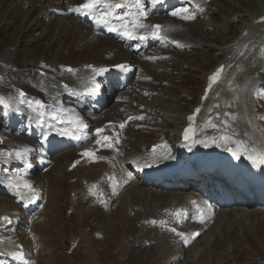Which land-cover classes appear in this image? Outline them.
Masks as SVG:
<instances>
[{"label": "bare ground", "instance_id": "obj_1", "mask_svg": "<svg viewBox=\"0 0 264 264\" xmlns=\"http://www.w3.org/2000/svg\"><path fill=\"white\" fill-rule=\"evenodd\" d=\"M44 1L46 3H43ZM82 1L83 0H36V5H40V7L42 6V9L36 10L38 11V15L42 17H46L48 14L51 15L50 23L43 31L49 30V26L54 25L58 28H61L64 34L70 32L71 29H73L75 32L74 34H76L79 38L78 44H80L84 41V39H86L87 48L89 50L95 48L93 49L95 53L98 55H102V57L105 56L106 59L89 57L87 58V60H82L80 63L76 64L75 62L72 63L70 61H62L58 58H49L45 55H39L29 58L25 55L27 49H24V47H22L24 42L23 40L25 38V31L27 28L25 27L24 22H22L21 24V30L14 31L13 36L11 38L13 42H9L6 44L1 43L2 45H0V96L5 97L8 101V104L11 105L10 108L7 109V114H12V112H14L17 107L26 112L25 117H18L12 114L16 119L15 125H18L22 128H19L21 129L20 131H16V135H18V137L22 135L20 136V138H23V141L26 140V143H20L22 147L17 148L16 150H22L24 148H28L29 150L34 149L37 152L38 160L43 155L49 158V162L46 166L44 165L36 167V164L34 163V168L32 170H27L24 168L27 162H33L32 158L30 157H28L23 162L12 166L14 167L15 174L17 173V171L24 174V179L29 180L32 183V186L39 184L42 185V187H38L39 191L41 190V199L37 205L31 207V209H26L23 214L16 210H12V213H9V209L18 208L15 203L13 204V198L15 193L9 188L10 191H8L9 193L7 197L10 199V201L8 199L6 205L1 206L3 207V210L0 212L4 211L3 213L8 212V214L12 215L14 225L4 231L6 239L2 238L4 236L0 237V248H5L7 243L9 245V234L16 236V233L19 231L18 228L24 222L25 215L41 207V202H43L44 200L45 192L43 191V186H45L46 184L48 186V182H50L51 179H53L54 183H56V177L62 176L64 174V169L61 168L63 170L61 171V169L58 170V168L64 165V168L68 169L69 165L77 161L78 165L80 163V161L78 160L79 155L84 154L86 151L93 153L96 148L103 149L97 156V159L102 160L103 163L100 167V172L97 174L98 178L94 182V184L96 185V189L93 190L94 192L100 190L101 186L99 185V182L103 179H107V175L109 174L106 173L111 171L110 175H113V173H115L118 168V172L121 173V179L123 181V187H121V190H123L126 186L123 193L126 194V209L128 217H130L128 213V205H131L134 202L138 204L140 208H146L147 211H149L153 215L157 206L165 207L167 206L166 204L171 205L172 209L177 212L176 203L188 204V200L184 196L195 195L197 196L199 203L205 205H213L218 210V217H215L214 219L213 217H210L209 220L205 223V228H209V226L213 224V226H211L208 230V233L210 230H212V232L208 234V236L214 241V236L215 233H217V230L215 229L213 231V228L221 222H224L225 226L230 225L229 227H233L234 217L237 216L238 213H240L243 217H246L248 220H250L252 216H263V199L254 198L252 195H250L251 190L250 188H248V185L244 183L240 184V187L244 188L243 195L242 193H237L235 191H233V193H223L222 190H224L225 185L231 186L233 182H216L214 184L203 181L185 182L183 183V186H189L190 188L183 190L181 187V183L178 182L176 178H172L164 182H150V184L147 183L145 179H141L142 175L137 170L138 167L136 166L135 171L133 172V169L129 167V163L135 162L137 165H140L141 163L153 160L159 161V164H162L164 162H171L172 160H174L173 144L170 143L167 134L164 133L165 137L159 136L158 139L155 140H144L140 136H137V138L134 137L135 142L131 143V145L128 146L127 144H125V140L122 136L124 129L127 126L126 121H123L118 118L114 127L110 129L101 127L105 121L111 120L112 117L117 116L116 113L113 112V108H110L113 109L112 111L110 109L106 110V105H104L103 108L100 107V110H94V104L87 103L88 112L93 116V119H91L90 117L88 118L87 122L89 123V128L83 131V134L86 136V138H84V140H82L79 144H75L72 141L65 140L58 141L53 146H49L47 143L32 144V139L34 138V136L38 137L37 140H43L44 137L49 134V131L46 128L37 129L35 131H32L30 129V126L34 123V120H29V116L32 115L34 117L35 113L32 111V108L29 107V104L23 105L22 103H19L20 100H23V97L19 96L20 89L26 90V87H31L32 90L29 91V94H33L34 89H40L44 91L45 96H43V101L41 102H46L45 107L42 109L48 117L46 119V124L48 125V127L55 130L62 129L68 126L64 123L51 120L50 114L53 111H60L61 109H63L64 111L61 113L62 120L74 118L76 115H78L82 120H84L86 117L85 104L87 98L82 91L84 90V87L87 86V84H90L92 82V73L91 69L88 67V63H94L97 65L117 64L123 61H132L133 63H138L140 59H144L143 54L146 52L148 46H167L168 44L170 46H175V48L178 47L181 49H185L187 44L193 45L204 43L202 40L196 39L195 36H193V34L191 33L189 25V22L191 20H184L179 16H173L171 13L180 8H187L188 3H191L192 1H200V3L203 2V4L205 3V1L173 0L170 4L175 5L171 6L170 9L166 10L167 7L161 8L159 6L154 5L153 0H147V2L146 0H144L145 10L148 12L144 23H146L147 25H152L154 22L161 23L163 28L161 37H167V39L154 37L151 42L145 43L142 46H136L134 43V45H126L124 44V41H122L121 38H116L115 36L109 34L106 30L99 28L94 24L88 23L85 20L84 14L75 11H68L69 7L75 8ZM241 1L243 4L240 7H247L245 5L248 0ZM257 2L258 6L253 9L254 11H249L247 14H245V16L249 17V27L248 32L246 31V35H243V37L241 35L237 36V38H235L231 43L232 46L227 49L225 48V52L227 51L226 54L229 55V59L226 61L227 67L225 68L222 80L226 78L227 81L224 82L222 85L215 86L205 101L200 102V96L203 93V89L201 90L200 95L198 97V104L204 107L200 116L198 141H200L206 151L218 149L221 144L235 145L237 138L243 139L245 141L244 146H248L249 150H252V148L255 147L257 150L264 151V119L261 118L264 117V103L262 104V106H260V102L255 99L256 94L259 91L264 90L262 88V83L264 82V47L257 49V47L255 46L254 48H251V45L253 46L254 44H258L264 39V22H254L255 19L264 15V0H257ZM10 9L5 10L3 12V15L0 20V32L7 24V21H4V16L7 11H10ZM101 10L103 9H97L98 12ZM245 10L247 12V9ZM125 11H127V9L117 11L116 13L117 15H121ZM189 13L194 14L190 11ZM194 15L196 18L197 15ZM38 18L36 19L37 22H41L40 20H38ZM201 19L195 21L194 24L196 22L199 23ZM227 21L228 19H226L225 24L227 23ZM112 22L115 25L120 24V22L115 19ZM25 23L27 24V21ZM228 24L230 26V23ZM229 26H225V28L227 29V27ZM58 28L56 30L57 32ZM82 28L84 30L86 29L85 35H82L80 33ZM77 29L78 31H76ZM138 31L146 32L150 31V29H140ZM79 33L80 35H78ZM47 34L48 33H43L41 37ZM55 35L58 34L55 33ZM255 55L257 57L259 66L255 69V71H253L254 76L250 73L253 76L252 85H249V87L243 91L242 96H239V90H237L238 88H235V85H239V83H241V80H239L240 74L239 72L232 73L229 67L231 65H240V62L242 65L240 66V68L244 65L248 66V64L251 63V60L255 59ZM20 61L24 62V67L19 64ZM43 61L45 62L44 67L46 68L47 66H51L53 71H55V76L57 77H53L54 72L52 71H50L51 73L49 72L47 75L44 76H41L37 72L36 69L38 68V65ZM65 64L72 65L74 68L76 66L77 70L71 72L67 70H62L61 66ZM219 64H217L216 66H218ZM212 70L206 73L204 77L205 82L206 76L210 74ZM231 78L233 79L232 84L230 83ZM62 80L69 85L67 89L63 85H61L60 82ZM130 80L131 78L124 79V77L122 76L114 75L112 79L104 81V89L106 92H108V95L113 96V94L111 93L112 90L115 93L117 92L115 96L109 98L108 102L112 101L114 97L115 99H118L121 92L131 86V84H129ZM70 89L74 90L73 93L68 92V90ZM37 95L38 93L36 90L35 96L37 97ZM214 95L217 97H215ZM57 96H59V98H57ZM179 99L180 98L176 97L171 102V104L179 103ZM238 100L240 101L238 102ZM171 104L170 107H167L165 110H163V114L168 119H170L171 123H174L176 125V129L181 128L182 124L180 123L189 112L184 113L180 111V104H176L174 107H172ZM259 109L260 111H258ZM102 116H106V118L102 121H99ZM121 124H124L123 128L120 127ZM212 125H216V127H213ZM128 127L129 125L126 129H128ZM97 129L108 130L103 134H98L96 131ZM175 131L176 130H173L174 133ZM136 134L139 135L138 133ZM224 135L231 136L232 139L228 141L220 139V137ZM103 136L111 137L114 146L117 145L118 147H120L121 152H117L115 151V149L103 146L105 143H107L106 141L101 140V144H97L96 141L98 139H101V137ZM118 136L121 138V140L117 139ZM213 140L216 141V145H214L215 143H213ZM161 141L164 142V146L161 145L157 151L149 153L146 158L142 159V155L140 152H142L141 150L144 149L146 145H149L150 147L151 143ZM10 150L11 149H8L5 152H9ZM58 155H60V157H58ZM85 156L86 159H89L90 157L88 155ZM122 156H124V158H122ZM3 158L4 161L7 160L6 156H3ZM12 159H15L14 156L11 157L9 160ZM55 159L57 160L54 163V166L49 169L53 176L51 175L49 177V174L46 175V173L44 174V172L42 171L47 167H51L53 165L52 160L54 162ZM2 164H4V162ZM12 175L13 174H11V176ZM45 176H47V179L45 178ZM0 186H8L6 178H4L0 182ZM218 186L223 187V189L216 188ZM212 188H214V190H211ZM203 189L205 190L202 191ZM214 191L216 193L212 194V192ZM3 192L4 191L0 189V194H2ZM5 195L3 196L6 197ZM24 200L25 202L29 201V199ZM3 213H0V215ZM179 221L182 222L181 219H179ZM222 225L220 226V228H222ZM140 227L142 229L143 236H156L155 228L145 229L141 225ZM240 228L241 226H239V229ZM16 229L18 231H16ZM218 233L220 234L221 232ZM201 237L202 236H200L196 242H198ZM196 242L192 246H194ZM27 244L30 245V243ZM160 247V252L165 250H171V248L164 241L160 242ZM184 247L185 245L183 242H177V246L174 247L176 250L175 253L181 252ZM27 253L29 256H34L33 250L31 248H29ZM160 263L169 264V260L165 261V259H163Z\"/></svg>", "mask_w": 264, "mask_h": 264}, {"label": "rangeland", "instance_id": "obj_2", "mask_svg": "<svg viewBox=\"0 0 264 264\" xmlns=\"http://www.w3.org/2000/svg\"><path fill=\"white\" fill-rule=\"evenodd\" d=\"M201 1H205V3L189 4L188 10L197 14L195 19L189 20V25L193 36L204 43L187 44L185 49L170 45L153 47L152 50L144 54L143 65L138 67L136 76L128 90L121 92L119 98L114 99L110 104L109 108L116 107L115 110L119 115L133 123L129 125L125 136V143L128 146L135 142L137 136L144 140H155L157 136L165 133L171 143L176 146L174 156H188V152L177 145V139L172 133L176 129V125L162 120V112L170 107L176 97L180 98L179 103L171 105L174 107L176 104H180L179 109L182 112L188 111L190 106L197 102L206 73L223 62L221 60L224 59V54L227 52H225V48H230L233 40L242 31L248 32L249 17L245 14L254 11L253 9L258 6L257 0H248L246 5L244 3L247 7L243 8L240 7L243 4L241 0ZM8 9L11 12L7 11L4 16V21H7V24L0 32V45L13 42L11 38L14 31L21 30V24L24 22L27 28L22 47L27 49L25 55L29 58L45 55L49 58H58L76 64L89 57L106 59L105 56L96 54L93 50L95 48L89 50L86 46V39L78 44L79 38L74 34L73 29L70 32L67 30L68 33L64 34L61 28L54 25L49 26V30L43 31L50 23L51 15L48 14V17L39 16L36 10L42 9V6L36 5V0H0V20L3 12ZM36 17H39L38 20L41 22H37ZM199 19L201 21L194 24ZM226 19L228 21L225 24ZM224 25L229 27L226 29ZM43 33L48 34L41 37ZM80 33L85 35L86 29L82 28ZM240 35L243 37L244 34ZM258 44L251 45V48L255 46L257 49L263 48L264 39ZM256 55L248 66L244 65L240 68L242 66L240 62V65L229 67L232 73L239 72L240 74L241 83L235 85V88L239 90V96H242L243 91L252 85L253 71L259 66ZM150 57L153 59H149ZM19 64L24 67L23 61H20ZM51 71L54 72L53 77H57L55 71ZM230 83H233L232 78ZM26 88L29 89L28 91L32 90L29 86ZM182 88L188 89L189 97H186L185 93L180 94ZM262 88L264 89V87ZM36 90L37 97L43 101L44 91L34 89L35 93ZM263 93L264 90L259 91L255 97L260 102V106L264 103ZM33 94L28 95L31 100L27 97L24 98V105L29 104L32 107H37L34 102L39 99ZM32 97L37 99H32ZM5 113L7 114V110ZM5 113L0 106V124L2 125L0 150L3 152L11 149L9 146L11 147L13 144L15 146V143L18 145L17 148L22 147L20 143H26V140L23 141V138H20L22 135L19 137L16 135V131H20L22 128L15 125L14 115L7 114L13 116L9 119ZM28 153L32 156L35 155L36 159L35 151L31 150ZM2 160L3 156H0V161ZM56 160L54 162L52 160L53 165L42 172L46 175L49 174L50 177L52 174L49 169L54 166ZM78 160L80 163L74 168H70V165L68 169L64 168V165L60 166L58 170L64 169V174L56 177V183L51 179L48 186L47 184L43 186L45 192L42 213H36L42 216L38 221L41 224L33 231L31 219H29L22 224L18 231L22 239L30 243L28 247L33 250L37 258L36 264H161V260L165 259L166 261L171 255L170 250L161 251L160 254V248L156 247V244L149 243L148 238L143 237L141 229L136 227L135 222L133 223V218L127 216L125 193H121L122 196L120 194V197H116L112 202V210L106 209L103 200L107 194L105 191L108 189L107 179L102 180L105 183L100 181L101 191L90 193L92 185L98 178L97 174L100 172L102 161H93L90 164V162H86L89 160L86 159V156L85 160L82 159V155L78 156ZM62 169L61 171H63ZM45 178L47 179V176ZM72 187L81 194H78L75 203L68 205ZM216 188L223 189L220 186ZM93 189H96L95 184ZM51 192L55 193L52 195ZM3 195L0 194V211L3 210L1 206H5L9 199L8 195H5L6 197ZM14 200L13 204H16V199L14 198ZM19 205L21 204L19 203ZM19 205L17 206L19 207ZM19 211L21 212L20 209ZM138 215H136V219L139 217ZM129 216L131 215L129 214ZM257 216H252L248 220L238 213L234 217L233 227L225 226L224 222L219 223L213 228V231L216 229L217 233H221H215L214 241L208 236L212 230L209 233L204 231L200 240L194 246L186 249L174 264H264V215ZM221 225L222 228H220ZM239 226H241L240 229ZM72 241H77V245L72 247Z\"/></svg>", "mask_w": 264, "mask_h": 264}, {"label": "snow or ice", "instance_id": "obj_3", "mask_svg": "<svg viewBox=\"0 0 264 264\" xmlns=\"http://www.w3.org/2000/svg\"><path fill=\"white\" fill-rule=\"evenodd\" d=\"M156 0H153V3H155ZM98 8H102L103 11H97ZM117 9H127L123 14L117 15L116 10ZM69 12L75 11L80 12L82 14L86 15H92L93 19L96 21V23L100 24H106L111 25L112 21L118 20L120 22L119 28L115 26H110L109 31H121V33L124 36H127L129 38H138L140 40H145L149 35L153 37H160L161 39H167V37H161V25H147L144 23L145 18L148 15V12L145 10L144 0H84L83 3L78 4L75 8L69 7ZM202 11V9H201ZM173 16H179L184 20H193L195 19V15L189 13L187 8H180L171 13ZM261 20H264V17H261ZM144 29L149 30L146 31V34L136 36L138 30ZM149 59H153L150 57ZM89 68H92L93 66L88 65ZM115 67L120 68L122 70H128L129 66L126 64H118ZM69 71H72V69H68ZM223 70V66H221L220 69L217 70L216 73H214L209 78V85L208 90H211L214 83H216L219 78L220 74ZM107 71L106 68H93V76H92V87L87 89L89 94H96L100 88V85L95 82V76L100 75ZM67 89V85L64 86ZM26 94L23 91L19 92L20 97H24ZM206 98V95H205ZM19 103H24L23 100H20ZM35 105L37 107H32V105H29V107H32V111L35 113L34 116V122L38 125L44 124L46 122V119L48 118L46 116V113L42 110L45 105L39 101L36 100ZM0 105H5L6 107H10L11 105L8 104V101L5 97L0 96ZM16 111H20L19 107L16 108ZM64 110L61 109L60 111H53L50 114V119L54 121H58L60 123L66 124L68 127L62 128V129H56L60 135L65 136H71L73 139L80 140L86 138V136L83 134V130L87 127V125L83 122V120L76 115L74 118H69L67 120L61 119V113ZM200 111L199 108L196 109V112L198 113ZM141 119L143 117H140ZM264 119V117H261ZM129 119H132V117H129ZM190 121L194 119L193 116H190L188 118ZM213 127H216V125H212ZM121 128L124 127V124L120 125ZM97 133H101L102 129H97ZM192 132L194 134V129H192L191 125L189 128L185 129L184 132V138L185 140L191 139V136L189 133ZM220 139L224 141L231 140L232 137L228 135L221 136ZM101 140L106 141L103 146L105 147H113L114 144L112 142V138L108 136H103L101 139H98L96 141L97 144H101ZM2 142V140H0ZM194 143H199L200 141H193ZM216 141L213 140V143ZM237 145H241L244 142L243 141H236ZM29 151L28 148H24L22 150H15L9 151V152H3L0 150V156H6V157H13L16 159H26V154ZM229 151L233 152V155H238V151H234L233 149H229ZM245 152H248L249 150L247 148L244 149ZM84 155L92 156L94 155L91 152H85ZM249 159L253 160V162H259L264 164V151L257 150L255 147L252 148L251 152L249 153ZM78 163V162H77ZM26 167H31V165L26 164ZM5 171H7L5 169ZM8 187L19 197V199H29L31 201L32 198H34L36 189L33 188L32 183L29 180L24 179V176L17 172L16 174L10 176L7 178ZM103 202V201H101ZM195 203V202H193ZM210 207V206H209ZM183 210H177L175 215L179 216ZM200 219L203 221L204 219V213L203 211L200 212ZM0 220L6 221L10 223L11 221L7 216L0 217ZM155 223V221H153ZM161 223H164L161 221ZM173 232H177L175 228L170 229ZM177 235L184 237V233L177 232ZM198 235V233L194 234ZM185 243H188V240L185 238ZM8 255L12 256L13 258L17 260H24L25 254L22 250L20 251H13L10 253H7ZM0 264H3L2 261H0Z\"/></svg>", "mask_w": 264, "mask_h": 264}]
</instances>
